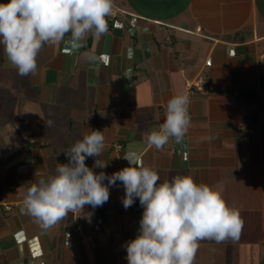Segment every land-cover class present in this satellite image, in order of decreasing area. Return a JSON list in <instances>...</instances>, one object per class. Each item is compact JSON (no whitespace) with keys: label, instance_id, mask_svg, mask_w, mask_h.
<instances>
[{"label":"crops","instance_id":"0c3cea01","mask_svg":"<svg viewBox=\"0 0 264 264\" xmlns=\"http://www.w3.org/2000/svg\"><path fill=\"white\" fill-rule=\"evenodd\" d=\"M107 23L99 38L46 44L34 75H18L0 45V264H127L143 208L138 198L124 208L121 182L102 206H85L90 222L69 213L45 231L20 210L35 173L54 174L94 130L106 164L86 158L95 173L136 153L159 182L191 175L239 209V238L199 241L194 264H264V0H114ZM200 78L204 90H189ZM180 94L188 131L156 149L146 135Z\"/></svg>","mask_w":264,"mask_h":264},{"label":"clouds","instance_id":"9594fccd","mask_svg":"<svg viewBox=\"0 0 264 264\" xmlns=\"http://www.w3.org/2000/svg\"><path fill=\"white\" fill-rule=\"evenodd\" d=\"M113 8L114 0H8L0 3V45L18 75H34L42 47L61 42L69 33L73 42L84 40L89 33L103 36ZM189 105L187 94L170 98L164 122L159 130L147 133V143L161 149L170 139L181 142L191 123ZM104 147L102 131L85 133L65 151L68 163H58L48 176L35 173L39 179L27 188L21 212L45 231L69 213L90 222L93 213L85 212V206H102L109 200V185L119 181L125 190L124 208L131 207L136 198L143 208L138 235L124 245L127 264H194L199 241L239 238L243 228L240 211L230 207L220 191L197 183L191 175L159 182L158 172L143 165L136 153L124 155L130 166L110 176L97 174L85 161L95 157L94 167H106L97 159Z\"/></svg>","mask_w":264,"mask_h":264},{"label":"built area","instance_id":"2783aa9c","mask_svg":"<svg viewBox=\"0 0 264 264\" xmlns=\"http://www.w3.org/2000/svg\"><path fill=\"white\" fill-rule=\"evenodd\" d=\"M204 85H205L204 79L200 78V79H197L194 82L188 83V89L189 90L195 89L197 91H203L204 90ZM189 114H190V105H189ZM114 190H115L114 186H110L109 187L110 194H112L114 192Z\"/></svg>","mask_w":264,"mask_h":264}]
</instances>
